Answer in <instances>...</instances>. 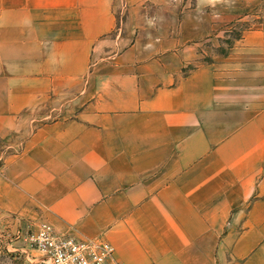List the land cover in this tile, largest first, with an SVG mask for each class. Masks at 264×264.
<instances>
[{
	"label": "crops",
	"instance_id": "crops-1",
	"mask_svg": "<svg viewBox=\"0 0 264 264\" xmlns=\"http://www.w3.org/2000/svg\"><path fill=\"white\" fill-rule=\"evenodd\" d=\"M0 0V211L120 264H264V23L221 57L177 3Z\"/></svg>",
	"mask_w": 264,
	"mask_h": 264
},
{
	"label": "rangeland",
	"instance_id": "rangeland-1",
	"mask_svg": "<svg viewBox=\"0 0 264 264\" xmlns=\"http://www.w3.org/2000/svg\"><path fill=\"white\" fill-rule=\"evenodd\" d=\"M174 4L178 0H170ZM181 10L195 11L207 34L200 40L201 59L207 61L224 55L242 32L264 23V0H211L199 6L177 3ZM39 219L21 218L0 211V264H46L40 252L24 239Z\"/></svg>",
	"mask_w": 264,
	"mask_h": 264
},
{
	"label": "built area",
	"instance_id": "built-area-1",
	"mask_svg": "<svg viewBox=\"0 0 264 264\" xmlns=\"http://www.w3.org/2000/svg\"><path fill=\"white\" fill-rule=\"evenodd\" d=\"M24 239L30 248L40 252L41 260L46 264H120L107 239L57 230L44 219H40Z\"/></svg>",
	"mask_w": 264,
	"mask_h": 264
}]
</instances>
